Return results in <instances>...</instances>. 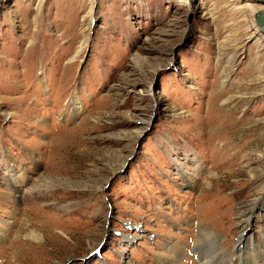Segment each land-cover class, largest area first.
I'll list each match as a JSON object with an SVG mask.
<instances>
[{"label":"rangeland","instance_id":"rangeland-1","mask_svg":"<svg viewBox=\"0 0 264 264\" xmlns=\"http://www.w3.org/2000/svg\"><path fill=\"white\" fill-rule=\"evenodd\" d=\"M260 8L0 0V264H253Z\"/></svg>","mask_w":264,"mask_h":264},{"label":"bare ground","instance_id":"bare-ground-1","mask_svg":"<svg viewBox=\"0 0 264 264\" xmlns=\"http://www.w3.org/2000/svg\"><path fill=\"white\" fill-rule=\"evenodd\" d=\"M264 7V5L263 4H261V8H263ZM260 8V9H261ZM256 10H259V9H256ZM256 10H254V11H256ZM252 14H253V12H252ZM2 160H4L3 159V157H0V162H2ZM11 169V168H10ZM8 172H10L11 173V177H13L14 175H13V172H12V170H7ZM15 177V180H13V182L15 183V184H18V185H20L23 181V178L20 176V177H18V176H14ZM22 186V185H21ZM200 234H202V233H200ZM203 235V234H202ZM201 243V242H200ZM262 243H264V240H262L261 242H259L258 243V245L256 246V248H255V250H254V253H256V257L254 256V260H253V264H264V244H262ZM198 244V240H196L195 241V245H197ZM221 245L222 244H220L219 246H218V254L219 255H221V253L223 254V252L221 251ZM181 251H183V248L182 249H179V253L180 254H182V252ZM221 252V253H220ZM198 253V252H197ZM196 253V255L194 256L195 257V264H208L209 263V261H207V260H204V258H203V256H201L200 254H197ZM214 254H216V253H214ZM217 255V254H216ZM218 256V255H217ZM169 257V256H168ZM219 257V256H218ZM223 259H224V264H238V263H240V262H242L243 260L242 259H238V256H235V257H228L227 259H225V257L222 255L221 256ZM261 258V259H260ZM232 259H235V261H233L232 262ZM232 262V263H231Z\"/></svg>","mask_w":264,"mask_h":264},{"label":"water","instance_id":"water-1","mask_svg":"<svg viewBox=\"0 0 264 264\" xmlns=\"http://www.w3.org/2000/svg\"><path fill=\"white\" fill-rule=\"evenodd\" d=\"M255 1L264 5V0H255ZM253 20L258 30L262 34H264V7L254 12Z\"/></svg>","mask_w":264,"mask_h":264}]
</instances>
